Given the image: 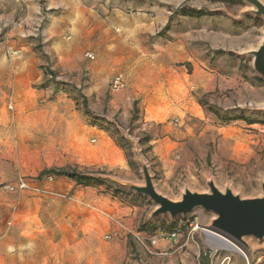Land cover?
I'll use <instances>...</instances> for the list:
<instances>
[{
	"label": "rangeland",
	"instance_id": "1",
	"mask_svg": "<svg viewBox=\"0 0 264 264\" xmlns=\"http://www.w3.org/2000/svg\"><path fill=\"white\" fill-rule=\"evenodd\" d=\"M263 35L244 0H0V264H41L39 236L62 227L80 225L81 239L91 228L106 246V214L121 204L138 208L146 234L198 227L165 254L130 235L120 264H263L264 240L248 238L243 255L206 233L211 212L150 218L155 204L128 188L143 184L144 163L172 200L209 180L262 194L264 78L249 51Z\"/></svg>",
	"mask_w": 264,
	"mask_h": 264
},
{
	"label": "water",
	"instance_id": "2",
	"mask_svg": "<svg viewBox=\"0 0 264 264\" xmlns=\"http://www.w3.org/2000/svg\"><path fill=\"white\" fill-rule=\"evenodd\" d=\"M251 6V12L264 19V0H244ZM249 54L253 57V69L264 78V35L257 47ZM143 184H128V188L147 196L155 208L149 215H186L195 208L211 212L210 226L205 230L211 237L228 242L232 248L249 251L248 238L264 240V183L262 194L253 198H242L229 188L219 190L214 183L207 182L208 191L197 192L184 189L180 199L172 200L159 193L153 185L147 166L141 164Z\"/></svg>",
	"mask_w": 264,
	"mask_h": 264
},
{
	"label": "crops",
	"instance_id": "3",
	"mask_svg": "<svg viewBox=\"0 0 264 264\" xmlns=\"http://www.w3.org/2000/svg\"><path fill=\"white\" fill-rule=\"evenodd\" d=\"M121 206L125 209L123 214H106L110 216L112 221L110 227L113 239L110 244L97 247L95 243H91V233H93L91 228L88 234L83 231L84 238L81 239L80 225L74 228L62 227L55 233L52 232L50 235H45L44 238L39 236V240L41 239L42 241L43 239L46 242L45 250L47 252L41 264H120L122 259L129 254L127 240L131 232L138 229L143 218V214L138 213L136 206L122 204ZM92 216L93 214H89L88 218L91 219ZM113 219H117L115 222L120 224L115 226ZM85 238L88 240L87 242H85ZM186 246L190 245L187 244L183 247ZM167 247L175 248V251L183 248L173 245L170 241H161L158 245L159 250ZM9 264L32 263L28 259H21Z\"/></svg>",
	"mask_w": 264,
	"mask_h": 264
},
{
	"label": "built area",
	"instance_id": "4",
	"mask_svg": "<svg viewBox=\"0 0 264 264\" xmlns=\"http://www.w3.org/2000/svg\"><path fill=\"white\" fill-rule=\"evenodd\" d=\"M86 56L92 57L91 53H86ZM124 81L120 75L115 76L111 82V89H119L124 86ZM25 184L21 182L20 186H24ZM12 189V187H9ZM198 226L189 223L188 225L183 224L182 226L170 230L168 232L158 231L154 234H146L140 231L131 232V236L135 240V242L140 246V248L151 255L155 254H165L164 252L157 251L158 245L162 240H168L173 245H177L183 247L187 245L189 242L193 241V233ZM243 255H245L244 251L241 249H237ZM258 261H262L264 264V257L260 256Z\"/></svg>",
	"mask_w": 264,
	"mask_h": 264
},
{
	"label": "trees",
	"instance_id": "5",
	"mask_svg": "<svg viewBox=\"0 0 264 264\" xmlns=\"http://www.w3.org/2000/svg\"><path fill=\"white\" fill-rule=\"evenodd\" d=\"M56 172L58 174L65 175V176L73 179L76 182V184H78V185H80V184L87 185V181L89 180L88 176H86L85 174L77 173L75 171H66L64 169H59Z\"/></svg>",
	"mask_w": 264,
	"mask_h": 264
},
{
	"label": "bare ground",
	"instance_id": "6",
	"mask_svg": "<svg viewBox=\"0 0 264 264\" xmlns=\"http://www.w3.org/2000/svg\"><path fill=\"white\" fill-rule=\"evenodd\" d=\"M207 234H208V233H207ZM212 238L218 240L219 243H220L221 245H223V246L231 247V245H230L228 242H226V241H224V240H222V239H220V238H216V237H212Z\"/></svg>",
	"mask_w": 264,
	"mask_h": 264
}]
</instances>
